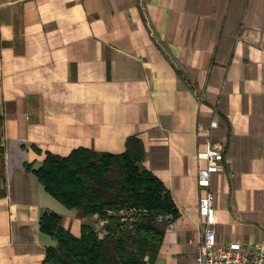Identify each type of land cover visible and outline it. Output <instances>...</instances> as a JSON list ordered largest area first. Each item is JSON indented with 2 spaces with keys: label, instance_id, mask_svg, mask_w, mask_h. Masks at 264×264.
<instances>
[{
  "label": "crops",
  "instance_id": "crops-1",
  "mask_svg": "<svg viewBox=\"0 0 264 264\" xmlns=\"http://www.w3.org/2000/svg\"><path fill=\"white\" fill-rule=\"evenodd\" d=\"M0 115L14 148L4 149L0 264H42L55 243L39 228L44 210L76 236L95 224L23 164L77 147L119 153L130 134L178 212L143 264L196 253V153L209 145L223 155L210 176L216 242L264 245V0H0Z\"/></svg>",
  "mask_w": 264,
  "mask_h": 264
},
{
  "label": "trees",
  "instance_id": "trees-1",
  "mask_svg": "<svg viewBox=\"0 0 264 264\" xmlns=\"http://www.w3.org/2000/svg\"><path fill=\"white\" fill-rule=\"evenodd\" d=\"M2 124L0 115V135ZM143 158L142 141L130 134L119 153L77 147L66 155L45 151L37 167L23 164L66 208L75 209L81 217L96 213L108 220L102 238L96 237L92 222H82L76 236L62 226L59 214L44 210L39 228L55 243L45 247L42 264H143L154 260L165 227L178 212L168 189L142 166ZM129 207L144 209L131 224L121 222L119 215ZM159 215L161 220H157Z\"/></svg>",
  "mask_w": 264,
  "mask_h": 264
},
{
  "label": "built area",
  "instance_id": "built-area-1",
  "mask_svg": "<svg viewBox=\"0 0 264 264\" xmlns=\"http://www.w3.org/2000/svg\"><path fill=\"white\" fill-rule=\"evenodd\" d=\"M210 124H215V121ZM196 157L203 162L197 167L195 175L196 184L201 188L197 211L201 219L202 236L197 251L188 264H264V245L250 249L234 243L216 242V208L210 190V176L220 169L223 155L220 146L209 145L198 151ZM143 212L144 209L137 207L122 209L119 211L120 221L131 224ZM92 217L95 219V235L102 238L106 234L108 220L100 218L96 213ZM162 218L159 215L157 220ZM165 218H170V215H165ZM172 221L170 219L167 225L171 226Z\"/></svg>",
  "mask_w": 264,
  "mask_h": 264
},
{
  "label": "rangeland",
  "instance_id": "rangeland-1",
  "mask_svg": "<svg viewBox=\"0 0 264 264\" xmlns=\"http://www.w3.org/2000/svg\"><path fill=\"white\" fill-rule=\"evenodd\" d=\"M0 147H2L3 149H14L11 146H9V147L6 146L1 135H0ZM4 175H5V157H4V151H3V153L0 152V183H2V181L4 180ZM0 190H1V188H0Z\"/></svg>",
  "mask_w": 264,
  "mask_h": 264
}]
</instances>
